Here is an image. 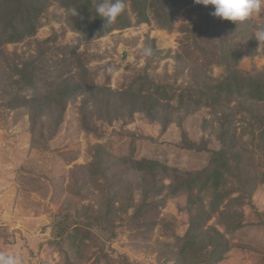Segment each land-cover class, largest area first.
Masks as SVG:
<instances>
[{
	"label": "rangeland",
	"instance_id": "374dc122",
	"mask_svg": "<svg viewBox=\"0 0 264 264\" xmlns=\"http://www.w3.org/2000/svg\"><path fill=\"white\" fill-rule=\"evenodd\" d=\"M126 5L125 13L131 25L87 41L79 32L70 29L67 10L57 2H49L39 18L35 34L21 42L5 43L0 61L2 57L21 66L22 61L34 60L40 41L44 42L46 50L34 63L41 64V72H52L48 78L55 79L48 85L53 87L64 83L62 79L68 75L76 79L77 75L78 79L82 76V69L76 64L62 62L74 59L70 53L72 48L85 60L91 84H106L112 89L123 88L136 76L147 75L152 81L172 86L179 92L193 87L200 71H204L205 76L198 77L209 85L226 75L224 63L214 61L207 65L202 57L205 50L201 52L200 49L204 44L193 30V25L213 12L214 6L205 7L194 0L181 4L176 7L175 22L169 31L159 29L148 8V22L136 23L132 1L126 0ZM235 24L230 29L223 25L225 30H231L232 40L243 50L237 55L235 70L239 76L256 77L264 71V43L260 44L254 37L264 28V11ZM151 39L159 53L147 60L144 49ZM178 55L180 59L176 58ZM56 71L62 75L61 79L55 76ZM14 78L19 79L13 75ZM8 79L5 76L0 83V252L19 253L24 264H106L112 259L117 260L115 264H204L207 258L204 252L210 249L205 245L223 239V243L228 240V244L221 252L220 261L214 264H264V183L258 184L252 193L250 187L244 186L242 190L235 187L222 202L219 201L217 208L214 205L218 197L214 195L213 198L212 189L199 192L195 188L192 198L186 194H171L165 187L155 194L150 192L155 208L140 217H129L143 199L142 190L149 188L151 183L155 182L158 188L161 181L169 184L177 170H200L209 164L212 152L221 147L216 118L220 112L216 111L218 105L213 100L208 99L185 115L183 110L174 112L172 122L165 128L161 117L165 111L160 110L155 120L143 111L133 112L131 116L120 115L111 122L95 120V131H87L79 122L82 96H77L67 103L58 128L50 132L43 126L50 113L37 118L34 127L29 108L8 107L12 100L18 101L13 97L27 100L41 95L24 81L7 84ZM235 103L233 100L230 105ZM247 119L246 113L238 111L234 127L242 144L251 147L256 141L250 139L248 132L242 133ZM257 132L255 129V134ZM185 137L200 145L207 143L208 150L184 148ZM97 145L115 158L112 162L117 166L107 172L108 178L113 180L110 187L103 176L90 172ZM249 151L250 148L240 151L241 163L248 172L246 178L257 181L264 178V148L255 149V153ZM119 158H125L128 164H119ZM129 160H148L158 166H167V174L153 180L150 176L145 179L142 173L129 169ZM234 176L236 179L244 177H238V172ZM233 178H229L227 190L236 186ZM108 191L120 199L114 202L113 211L127 204V211L118 212L113 218L114 235L111 237L92 221L103 213ZM191 198L194 202L190 212H196L195 208L203 205L204 216L208 217L204 222L206 230L199 233L204 237L198 241L201 250H196L195 255L193 250L186 248V245L193 248L190 242L183 240L191 223L188 208ZM66 212L73 220H86L87 216L92 219L85 227L78 222L72 223L69 232L77 226L90 230L94 237H84L77 229L75 243L67 234L56 243L58 238L54 230ZM81 238L86 246L78 250L75 245ZM101 249L106 254L104 259L99 255Z\"/></svg>",
	"mask_w": 264,
	"mask_h": 264
},
{
	"label": "trees",
	"instance_id": "16d2710c",
	"mask_svg": "<svg viewBox=\"0 0 264 264\" xmlns=\"http://www.w3.org/2000/svg\"><path fill=\"white\" fill-rule=\"evenodd\" d=\"M52 1L57 2L59 6L67 10V23L70 29L79 32L87 41L93 39V37L99 38L105 36L113 29L131 25L125 12L118 17L115 23L107 24L105 18L95 12L96 3L100 2V0H0V56L3 54L1 48L5 43L21 42L25 38L35 34L42 12L46 10L49 2ZM131 1L133 12L136 14V23L148 22V16L146 14V8H148L152 10V17L159 29L171 31L175 22L176 7L184 3H190L193 0ZM73 8L78 9L79 15L73 16L71 14V9ZM223 25H228V29H230L231 26L234 28L237 24H225L222 19H218L209 14L202 16L201 20L193 25V30H195L194 35L204 44L200 49L201 52L205 50L202 57L206 60L207 65L215 62L219 64L224 63L227 69L223 79L216 81L213 85H209L205 79L198 77L205 76L204 71H200L194 79L193 87L190 86L185 90L181 89L179 92H176V89L172 86L152 81L146 74V76H136V78L120 89H112L106 84L93 85L87 76V68L84 66L85 60L79 57L75 48H72L70 49V53L74 59L68 60V62L65 59L62 62L72 65L76 64L77 67L82 69V76H79L80 79H78L77 75L76 79L74 75H68L62 79L64 83L61 82L56 87L49 86L48 82H54L55 79V77L48 78V75L52 72H41V64L34 63L35 59L40 57L46 50L44 42L41 41L38 45L37 55L34 57V60L22 61L21 66L17 62H9L1 57L0 83L5 80L6 76L9 78L7 84H18L20 81H24V84L28 85L29 88L40 92L39 94L41 95L39 97L27 100H24V98L21 99L20 96L19 98L13 97L14 99H18V101L12 100L8 104V107L10 109L18 107L29 108L28 110H30L34 127L37 118L50 113L47 115L46 122L43 124L44 128L50 132L58 128L62 121V112L65 110L67 103L72 102L77 96H82L79 104V122L87 131H95V120L111 122L120 115L126 114L131 116L136 111H143L147 116L155 120L160 110L165 111L161 116L163 118V127L165 128L172 122L174 112L183 110V114L185 115L186 113L194 111L196 107L205 103L208 99L213 100L218 105V110H215L220 112L216 118L218 120L217 134L221 147L212 152V159L209 164L200 170L185 172H179L177 170L174 179L169 184H163L161 181L159 182L158 188L155 187L156 183L152 181L153 183L150 184L152 189L149 187L142 190L143 199L139 200L135 212L129 217H140L142 214L155 208L156 204H154V201H151L150 192L155 194L165 187L171 191V194H186L192 198L195 188H198L199 192H208L212 189L213 198L214 195L218 197L217 203L214 205L217 208L219 201L222 202L223 198L233 189L237 188L236 190H242L244 186H247L251 188V192L256 189L258 184L264 183V178L257 181L255 178H246V173L248 172L244 170L241 163L243 159L240 154L242 149L248 151L250 148L249 152L255 153V149L264 148V71L256 77L239 76L237 70H235V62L237 55L242 53L243 50L239 48L240 44L238 42L232 40L231 30H225ZM148 43L147 45L145 42V45H147L145 48L151 47L153 49L152 58L159 51L153 39L149 40ZM219 57L221 59H218ZM176 58L180 59V56L178 55ZM146 59L148 60L150 57ZM201 69L202 66L199 70ZM55 73L57 78H62L60 72L56 71ZM13 75L14 77L18 76L19 79H12ZM206 78L208 79L207 76ZM233 100L236 103L231 106L230 103ZM240 110L246 113L248 117L246 120L247 124L242 127V133L248 132L250 139L256 141L251 147L242 144L244 142H241V138L237 135L234 127L235 117ZM216 114L218 113L216 112ZM255 129L258 131L256 134ZM185 142H187L184 145L186 149H194L196 151L208 150L207 143L200 145L193 141H187V138ZM94 156L95 160L90 165L92 168L90 172L95 176H103L107 186L110 187L113 180L108 178L109 174L107 172L117 166L112 162L115 158L103 147H99V145L95 147ZM121 162L128 164L125 162V158H119L118 163L121 164ZM129 169L142 173L145 179H148L150 176L152 180L167 174V166H158L156 162L148 160H129ZM237 172L238 177H241V175H244V177L236 179L237 176L235 177L234 174ZM230 177H234L236 186L227 190L226 187L229 185ZM145 185L147 183H144ZM251 193L247 194L248 197H250ZM113 195L115 194L109 191L106 193L103 202V208L105 207L104 211L93 220L91 218L88 219V216L86 220H73L68 212L64 213V218L58 222V226L54 230V235L58 238L56 243H59L60 240L62 241L65 234H67V238H70L71 242L75 243L74 234L79 232L78 230L82 232L84 237H94L91 235L93 233L90 230H86L85 228L83 230L82 227L78 228L75 226L77 227H74L75 230L72 232L68 231L72 223L76 225L78 222V225L80 224L85 227L86 224H90L91 220L96 226L102 227V229L108 232L107 237L114 235L113 218L118 215V212L125 211L127 204L120 205L113 211L112 206L114 202L120 200L117 196L113 197ZM128 197H131V195ZM192 198L188 200L189 221L191 223L183 236V240L190 242L193 248L188 245H186V248L193 250L195 255L196 250L198 252L201 250L198 241L203 240L204 237L199 233L206 230L204 229V222L208 217L204 216L203 205L196 207V212H190V208L194 202ZM197 200L200 199L197 198ZM146 220L150 221L147 218ZM148 223L152 224V222ZM217 234H219L218 231ZM218 241V243L212 245H205L210 247V249L204 252L207 254V258L203 261L204 264H214L222 258L221 252L227 246L228 240H225V244L223 243V239ZM75 246L79 250L80 247L83 249L86 245L81 238L80 242L76 243ZM99 253L103 259L104 256L106 257L102 249ZM98 259L99 256H97ZM116 262V259H112V261L106 262V264H115Z\"/></svg>",
	"mask_w": 264,
	"mask_h": 264
},
{
	"label": "clouds",
	"instance_id": "9594fccd",
	"mask_svg": "<svg viewBox=\"0 0 264 264\" xmlns=\"http://www.w3.org/2000/svg\"><path fill=\"white\" fill-rule=\"evenodd\" d=\"M196 4H202L205 7L212 5L214 11L210 14L223 20L244 22L251 19L254 15L264 11V0H194ZM126 0H100L96 3L95 12L105 18L107 24L116 22L126 10ZM73 16L79 15L78 9H71ZM254 37L259 43H264V28L258 30ZM147 57L153 55L151 47L144 49ZM0 264H24L22 256L16 252H0Z\"/></svg>",
	"mask_w": 264,
	"mask_h": 264
}]
</instances>
